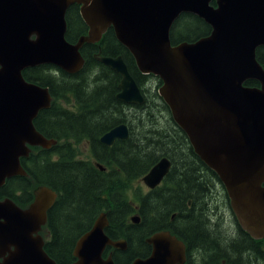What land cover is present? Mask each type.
<instances>
[{
	"label": "water",
	"instance_id": "water-1",
	"mask_svg": "<svg viewBox=\"0 0 264 264\" xmlns=\"http://www.w3.org/2000/svg\"><path fill=\"white\" fill-rule=\"evenodd\" d=\"M73 5L88 28L74 44L65 39V14ZM182 14L195 15L211 33L172 45L170 29ZM110 28L139 73L161 81L158 95L193 153L216 175L241 229L264 239V64L256 59L257 48L264 47V0H0V187L27 175L20 159L31 148L56 144L33 124L51 105L49 89L25 80L22 72L51 65L76 74L84 65L82 46L99 42ZM97 60L120 76L119 102L144 103L121 56ZM248 80L259 87L246 86ZM128 137V126L119 124L99 141L109 147ZM170 168V160L161 157L142 184L154 190ZM55 200V192L43 186L27 208L0 200V264H57L40 234ZM130 221L138 224L140 217ZM108 224L107 214L100 213L76 241L72 264H114L105 250L125 251L127 245L107 236ZM146 243L150 256L131 264H175L183 258L181 243L169 231L154 233Z\"/></svg>",
	"mask_w": 264,
	"mask_h": 264
},
{
	"label": "trees",
	"instance_id": "trees-1",
	"mask_svg": "<svg viewBox=\"0 0 264 264\" xmlns=\"http://www.w3.org/2000/svg\"><path fill=\"white\" fill-rule=\"evenodd\" d=\"M65 20V39L69 43L74 44L87 34L88 28L77 5L67 9ZM210 33V26L201 19L182 14L173 23L169 37L171 44L177 45L194 42ZM80 53L84 65L73 75L51 65L22 72L25 80L49 89L51 105L38 113L33 124L41 135L55 140L56 144L50 149L32 148L29 157L21 161L27 175L7 180L0 188V200L10 198L19 207L26 208L37 187L55 192L56 200L47 212V221L40 234L45 241V252L57 264H72L76 260L73 256L76 241L91 229L103 212L109 223L105 229L107 236L115 241L124 240L127 245L125 251L105 250L103 256L111 254L114 264H131L144 258L145 240L166 229L193 234V243L210 246L214 254L221 255L225 250L240 254L242 248L248 250L252 238L240 226L241 234L245 235L242 240L224 237L225 242L221 244L222 232L218 234L215 230L209 220L210 210L205 206L210 190L208 182L213 179L220 182L193 153L186 135L174 124L171 114L163 125V112L170 113L169 108L156 92L150 95L143 88L153 79L159 87L160 80L139 73L134 58L116 40L112 28L99 42L84 44ZM99 56L122 57L141 89L142 105H125L116 99L120 76L98 62ZM256 59L264 64V47L257 48ZM245 85L259 87L254 80L246 81ZM126 108L135 113L131 120L138 121V133L132 132ZM122 123L129 127L128 139L115 141L109 147L100 143L104 133ZM81 144L87 146L86 158H82L78 150ZM161 157L170 160V171L161 187L145 194L139 182ZM97 164L104 170H99ZM203 170L209 173V178L201 175ZM133 215L140 217L138 224L131 223ZM173 215L175 219L171 221ZM213 232L217 234L216 239H212ZM243 253L255 258L254 252L253 255Z\"/></svg>",
	"mask_w": 264,
	"mask_h": 264
},
{
	"label": "flooded vegetation",
	"instance_id": "flooded-vegetation-1",
	"mask_svg": "<svg viewBox=\"0 0 264 264\" xmlns=\"http://www.w3.org/2000/svg\"><path fill=\"white\" fill-rule=\"evenodd\" d=\"M22 159H24V158H21L20 162L22 161ZM8 180H10V179H8ZM5 184H6V182H5ZM4 185L0 188H3ZM161 185H162V183L158 187H161ZM190 204H191V202L188 203V205H190ZM222 206H225V213H223V218H222L223 225H228L227 223L233 222L234 223V229H235V232H232L233 234H235V238H233V240H239V239L242 240L243 234H241V232H240L241 229H240L238 221H237V219H236V217H235V215H234V213L230 207L229 201H227V204H224V205L213 204V207L215 209V213L212 212V214H210V216L211 217L217 216V218H218L219 217L218 214H220V212H218V211L221 210ZM174 219H175V216L173 215L170 218V220L174 221ZM212 225H213V223H212ZM214 225L216 226L217 224H214ZM218 225H220V224H218ZM162 231H169L170 236L175 237L177 242L181 243V245L183 247V258L180 261H176L175 264H254V263L255 264H264V242H262L261 240L258 241L257 239L252 238V240H254V241L251 240V242L248 243V247H249L248 250L242 248L243 250L241 249L242 252L240 254H237L236 252H234L232 250L231 251L225 250L221 255H219L217 253H215V254L211 253L210 249H209L210 246H208V245L204 246V245H199V244L193 243V234H188V233H184V232H176L175 233V232L170 231V229H166V230H162ZM217 233L220 234L221 232L218 231ZM246 235H248V234H246ZM207 236L209 237L208 234H207ZM243 236H245V235H243ZM250 239H251V237H250ZM146 240H145V244H146L145 246L146 247H145V252L143 255L144 258H139V259H147L150 256L151 246L146 243ZM255 240H257V241H255ZM244 251L248 252L251 255H253L252 252H254L255 258L253 259V257H248L247 255H245V253H243Z\"/></svg>",
	"mask_w": 264,
	"mask_h": 264
},
{
	"label": "rangeland",
	"instance_id": "rangeland-1",
	"mask_svg": "<svg viewBox=\"0 0 264 264\" xmlns=\"http://www.w3.org/2000/svg\"><path fill=\"white\" fill-rule=\"evenodd\" d=\"M156 80H149L144 86L143 88L145 90H147V93L150 95H152V93L156 92L158 94V88L160 87H156ZM159 96V95H158ZM155 104L157 105L158 104V101L155 100ZM160 106V105H159ZM125 112L127 113L128 115V120L129 122L131 123L132 125V132L133 134L134 133H138L140 130H138L137 126H138V121H132L131 119L133 118V115L135 114L134 111L131 109V108H126L125 109ZM169 112L167 113L166 111L163 112V116H164V121L167 120V118L169 119ZM139 115V113L137 114V116ZM163 122V120H162ZM175 124V123H174ZM163 125H166V121H165V124L163 123ZM147 128H150L149 126ZM78 150L79 152H81L82 154V158H86L88 156V149H87V146L84 145V144H81L79 147H78ZM201 175L204 177V178H209V173L207 171H202L201 172ZM139 185L141 187V190L143 193L147 194L148 193V190L147 188L141 183L139 182ZM208 185L210 186V190L208 191V199L206 201V204L205 206L207 208H209V213L212 214V212L215 213V209L213 207V204H227V197L225 195V190L223 189V187L221 186L220 183H218L216 180H210L208 182ZM189 208V207H188ZM218 212H220L219 217L217 218L216 217H211L209 216V220L211 221V223L214 224H217L216 226L214 225V228L215 230H218L219 232H222V234H220V236H223L221 237L222 238V243L221 244H224L225 242V238H228L230 237L231 239L232 238H235V234H233L232 232H235V229H234V223H227L228 225H223V222H222V218H223V213H225V206H222L221 207V210H219ZM226 216V215H225ZM214 221V222H213ZM220 224V225H218ZM179 229V228H178ZM207 230H209V228H206ZM210 231H212L211 227H210ZM215 233V232H213ZM211 235H212V232H211ZM43 236L45 237L46 236V233L44 232ZM217 237V234H213V238L212 239H216ZM205 238V237H204Z\"/></svg>",
	"mask_w": 264,
	"mask_h": 264
},
{
	"label": "bare ground",
	"instance_id": "bare-ground-1",
	"mask_svg": "<svg viewBox=\"0 0 264 264\" xmlns=\"http://www.w3.org/2000/svg\"><path fill=\"white\" fill-rule=\"evenodd\" d=\"M35 190H36V189H35ZM35 190H34V192H35ZM34 192H33V193H34ZM26 208H27V207H26ZM40 232H42V229H41V231H40Z\"/></svg>",
	"mask_w": 264,
	"mask_h": 264
}]
</instances>
